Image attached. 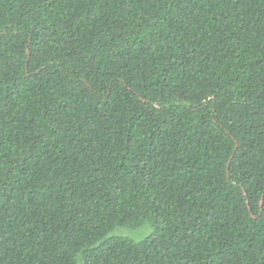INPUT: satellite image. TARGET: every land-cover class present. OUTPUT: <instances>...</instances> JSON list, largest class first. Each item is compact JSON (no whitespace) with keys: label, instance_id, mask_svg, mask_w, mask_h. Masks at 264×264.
Wrapping results in <instances>:
<instances>
[{"label":"trees","instance_id":"obj_1","mask_svg":"<svg viewBox=\"0 0 264 264\" xmlns=\"http://www.w3.org/2000/svg\"><path fill=\"white\" fill-rule=\"evenodd\" d=\"M0 264H264V0H0Z\"/></svg>","mask_w":264,"mask_h":264},{"label":"rangeland","instance_id":"obj_2","mask_svg":"<svg viewBox=\"0 0 264 264\" xmlns=\"http://www.w3.org/2000/svg\"><path fill=\"white\" fill-rule=\"evenodd\" d=\"M150 233V229L149 230H145L144 228H140V229H135V230H124L122 232V234L133 238L134 240H140L142 238H144L145 236H147Z\"/></svg>","mask_w":264,"mask_h":264}]
</instances>
